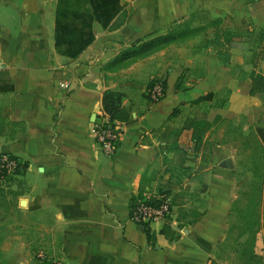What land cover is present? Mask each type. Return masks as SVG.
Returning a JSON list of instances; mask_svg holds the SVG:
<instances>
[{
	"label": "crops",
	"instance_id": "crops-1",
	"mask_svg": "<svg viewBox=\"0 0 264 264\" xmlns=\"http://www.w3.org/2000/svg\"><path fill=\"white\" fill-rule=\"evenodd\" d=\"M120 4L108 27L93 22V42L69 58L55 47L56 13H90L89 0H0V117L13 124L0 132V153L27 164L17 176L13 209L28 217L27 225L22 220L17 229L28 227L34 234L31 238L25 230L15 236L10 227L2 228L0 264H34L29 245L44 242L42 228L55 230L59 240L48 244L50 258L38 264L54 259L64 264H209L234 198L237 149L247 147L251 136L264 156L257 133L258 128L264 131V0ZM200 13L221 18L238 33L214 39L212 34H219L214 25L202 23L208 33L198 44L180 40L107 66L131 43L166 33ZM154 77L165 83V95L157 102L146 94ZM107 89L122 93L124 108L120 146L112 157L101 151L93 130ZM221 92L215 114L233 121L241 139L226 144L230 160L219 157L217 167L206 168L205 182L185 180V190L203 189L207 206L201 215L191 223L171 215L148 224L154 236L149 242L130 219L129 208L134 197L153 189L146 179L161 150L169 148L162 140L165 126L177 115H171L174 109ZM166 226L170 234L163 232ZM49 251L42 252L44 258ZM253 252L264 264V214Z\"/></svg>",
	"mask_w": 264,
	"mask_h": 264
},
{
	"label": "rangeland",
	"instance_id": "rangeland-1",
	"mask_svg": "<svg viewBox=\"0 0 264 264\" xmlns=\"http://www.w3.org/2000/svg\"><path fill=\"white\" fill-rule=\"evenodd\" d=\"M202 23L214 25L215 31L219 33L212 34L214 39L219 38L224 41L231 34L238 33V30L225 25L221 18L212 20L205 13H200L180 21L179 25H186L184 29L189 32L187 39L184 38L181 42L187 44L192 41L191 43L194 45L198 44L199 39H204V34L207 35L208 32L203 30L200 25ZM223 97V92L217 93L209 100L198 103L190 101L178 110L175 118L165 126L162 136V140L167 142V145L169 144V148L161 150L158 164L146 179V182L151 180L153 189L145 193L170 195L173 204L171 218L181 219L184 224L195 221L207 206L203 189L194 187L185 190V180L192 177L205 182L206 174L209 172L206 168L213 163L217 167L219 157L222 159L221 161L226 158L230 160L231 156L227 152L226 144L241 139V132L238 131L239 128L233 121L221 119L219 114H215L216 109L220 108L219 105ZM193 117L206 119L210 123L204 133L199 150L172 148L171 145L175 142L180 127L189 123ZM12 127L13 124L0 117V132L2 129H12ZM246 146L243 150L237 149L238 155L234 160L236 181L234 198L226 218L223 239L217 243L213 250L209 264H255V261L250 258L249 251L252 248L253 233L258 230L264 214V156L253 137L247 136ZM192 173L196 174L191 176ZM17 176L18 173L0 175V235L3 232L2 228L10 227V233L17 235V232L26 230L32 238L33 230L31 228L17 229L22 220H26L27 225L28 217L14 211L13 207L8 204L10 195L7 192L10 189L17 191L19 188ZM40 233L44 242L29 245L31 261L34 264H38V260L47 262V259L50 258L48 244L56 243L59 240L55 230L42 228ZM40 251H49V253L44 259H41L37 256Z\"/></svg>",
	"mask_w": 264,
	"mask_h": 264
},
{
	"label": "trees",
	"instance_id": "trees-1",
	"mask_svg": "<svg viewBox=\"0 0 264 264\" xmlns=\"http://www.w3.org/2000/svg\"><path fill=\"white\" fill-rule=\"evenodd\" d=\"M89 4L91 11L87 14L67 9H59L57 11L54 27V40L57 51L62 55L69 58H76L94 40V34L92 31L93 22H97L102 28H106L122 8L120 0H89ZM179 24L180 22L171 26L166 33L131 43L108 62L107 66H119L126 60L144 57L160 50L172 42L183 40L188 36L189 32L184 29L186 28V25L181 26ZM213 95V93H208L193 101L194 103H198L204 100H209ZM121 98L122 93L119 91L107 89L103 92L101 105L103 112L108 115L110 121L124 120V116L122 115L124 108L121 105ZM177 111L178 109H174L171 115L176 114ZM209 124V121L206 119L193 117L189 123L183 124L180 127L177 132L176 140L171 145L172 148L184 150L192 149L198 151L204 133L209 128ZM257 133L264 142V131L258 128ZM26 167L27 164L22 163V168L17 173L21 174ZM7 193L11 196L8 204L11 207L16 208V196L18 192L10 189ZM137 227L140 231H143L146 234L149 242H153L154 236L151 233L148 224L137 223ZM256 231L257 230L253 233L252 248L249 251V254L250 258L255 261V264H261L260 258L253 252V241ZM163 232L165 234H170L169 227L166 226L163 228ZM171 235H173V233H171Z\"/></svg>",
	"mask_w": 264,
	"mask_h": 264
},
{
	"label": "built area",
	"instance_id": "built-area-1",
	"mask_svg": "<svg viewBox=\"0 0 264 264\" xmlns=\"http://www.w3.org/2000/svg\"><path fill=\"white\" fill-rule=\"evenodd\" d=\"M63 88H69V83L61 82ZM149 99L153 102L161 100L165 95V83L162 78L154 77L150 87L146 92ZM95 139L101 151L112 157L116 154L120 146L121 135L123 132L122 123L110 121L104 112L95 120L93 125ZM22 168V162L14 155L0 153V174L14 175ZM172 199L167 194L144 193L131 200L129 215L135 223L150 224L156 221H166L172 215ZM37 256L41 259L44 254L39 252ZM50 264H64L62 261L54 259Z\"/></svg>",
	"mask_w": 264,
	"mask_h": 264
}]
</instances>
